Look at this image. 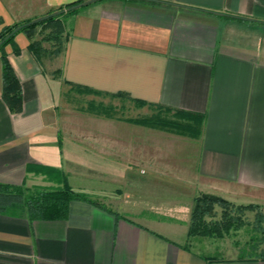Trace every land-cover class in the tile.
<instances>
[{
  "label": "crops",
  "instance_id": "0c3cea01",
  "mask_svg": "<svg viewBox=\"0 0 264 264\" xmlns=\"http://www.w3.org/2000/svg\"><path fill=\"white\" fill-rule=\"evenodd\" d=\"M76 1L0 0V30ZM144 1L66 15L51 69L22 33L18 54L4 48L22 110L1 98L0 62V183H66L104 208L71 201L61 221L0 212V264H264L209 263L187 237L198 193L264 210V0H155L198 11ZM80 98L115 114L87 113ZM161 110L198 116L199 135L134 123ZM164 183L189 198H154Z\"/></svg>",
  "mask_w": 264,
  "mask_h": 264
},
{
  "label": "trees",
  "instance_id": "16d2710c",
  "mask_svg": "<svg viewBox=\"0 0 264 264\" xmlns=\"http://www.w3.org/2000/svg\"><path fill=\"white\" fill-rule=\"evenodd\" d=\"M98 1L101 0H77L66 6L56 8L40 18L5 25L1 28V98L11 113H19L22 110V96L20 83L4 48L7 45H12L14 54H18L20 50L14 44L13 40L16 35L22 33L30 41L28 49L35 57V55L43 51V48L40 42L32 41V39L37 31L41 34L48 30V35L42 38V40L55 43L56 47L52 54L60 53L62 49L63 21L65 16L75 14L80 7ZM148 1L153 5L174 7L177 10L198 11L196 8L155 0H146L144 2L148 3ZM34 59L37 60V58ZM170 113L171 110H161L148 118L136 120L134 123L193 138L199 135L201 125L200 121L197 120L199 119L198 116L195 115L197 119L194 118V120L189 121L185 117L194 115L178 111L174 112V115H169ZM71 201L87 202L94 206L104 208L97 200L90 198L88 195L74 192L66 183L61 188L55 190L40 188L27 189L24 186H12L0 183V212L21 214L31 221L65 220ZM215 206L221 209L218 219L215 218L213 212ZM256 209H258V206L254 204H234L216 195L199 193L193 199V207L190 212L189 222L187 223L188 240L194 237L221 240L229 236L231 231L234 233L245 225L241 217L245 211H254ZM254 223V229L259 235L250 237L245 247L240 249L242 253L238 255V260H257L264 257V250L261 248L264 244V215L261 212L256 211ZM210 261L211 258H208L209 263Z\"/></svg>",
  "mask_w": 264,
  "mask_h": 264
},
{
  "label": "rangeland",
  "instance_id": "374dc122",
  "mask_svg": "<svg viewBox=\"0 0 264 264\" xmlns=\"http://www.w3.org/2000/svg\"><path fill=\"white\" fill-rule=\"evenodd\" d=\"M49 31H44L43 33L39 34L38 31L36 35H34L32 41H38L41 43V46L43 48V51L40 52L38 55H35L34 58H37V61L41 63V65L47 69H51L53 67V63L50 61L54 60L55 57H57L60 53H54L52 52L55 50V43L52 41H43L42 38L46 37L48 35ZM64 34V32H63ZM63 37V35H62ZM54 72V71H53ZM55 73V72H54ZM54 78L57 76L52 75ZM72 97V96H70ZM77 105L79 107H84L83 111L91 114H115L111 109H103L104 107H98L97 104H95L92 108L86 104V101H84L83 98H80L76 101ZM82 109V108H80ZM104 110V111H103ZM106 111V112H105ZM124 112H117L116 115L123 117ZM125 115V114H124ZM126 116V115H125ZM158 130V129H155ZM160 131V130H158ZM165 187H162L158 189L157 191L155 190L154 192V198L158 197H164V198H170V197H175L176 198H181L183 200H187L190 196V189L185 190V193H178L177 191L169 192L172 191L171 189L167 188L168 183H164ZM167 186V187H166ZM199 194V193H198ZM197 194V195H198ZM87 195V194H86ZM189 195V196H188ZM89 196V195H88ZM92 198L91 196H89ZM95 199L96 198H92ZM235 204V203H234ZM252 204V203H248ZM247 205V204H243ZM256 205V204H254ZM258 209L254 211H245L243 213L242 220L245 223V225L238 229L236 232L233 233V231L230 232L229 236L224 237L221 240L218 239H209V238H202V237H194L188 240V247L192 248L195 252L201 253L202 255H206L208 257H212L211 259H223V258H234L236 259L240 253V249L245 247V245L249 242L250 237L258 236V232L254 229L255 223H254V217L257 212H261L264 215V210L259 206ZM193 207V200H192V205L190 208ZM221 209L218 208L217 206L214 207V214L215 218L218 219L220 215ZM189 218H190V213H189ZM189 222V220H188ZM187 222V223H188ZM264 227V224H263ZM263 246V245H262ZM261 246V248H262Z\"/></svg>",
  "mask_w": 264,
  "mask_h": 264
}]
</instances>
